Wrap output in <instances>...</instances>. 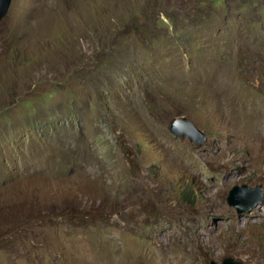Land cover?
Listing matches in <instances>:
<instances>
[{
  "label": "rangeland",
  "instance_id": "rangeland-1",
  "mask_svg": "<svg viewBox=\"0 0 264 264\" xmlns=\"http://www.w3.org/2000/svg\"><path fill=\"white\" fill-rule=\"evenodd\" d=\"M243 184L264 195V0H12L0 264H264Z\"/></svg>",
  "mask_w": 264,
  "mask_h": 264
},
{
  "label": "water",
  "instance_id": "water-1",
  "mask_svg": "<svg viewBox=\"0 0 264 264\" xmlns=\"http://www.w3.org/2000/svg\"><path fill=\"white\" fill-rule=\"evenodd\" d=\"M12 0H0V22L8 15ZM170 133L174 137L186 136L196 147H201L206 135L186 118H176L171 121ZM227 205L235 209L236 214L243 215L264 202L262 185L254 187L248 184L236 185L228 193ZM210 264H244L233 258H225L221 263L211 261Z\"/></svg>",
  "mask_w": 264,
  "mask_h": 264
},
{
  "label": "clouds",
  "instance_id": "clouds-1",
  "mask_svg": "<svg viewBox=\"0 0 264 264\" xmlns=\"http://www.w3.org/2000/svg\"><path fill=\"white\" fill-rule=\"evenodd\" d=\"M12 4V3H11ZM11 8V7H10Z\"/></svg>",
  "mask_w": 264,
  "mask_h": 264
}]
</instances>
